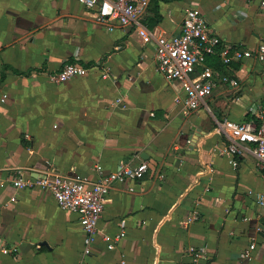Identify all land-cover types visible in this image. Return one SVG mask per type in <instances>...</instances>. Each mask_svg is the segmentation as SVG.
Here are the masks:
<instances>
[{
  "label": "crops",
  "instance_id": "obj_1",
  "mask_svg": "<svg viewBox=\"0 0 264 264\" xmlns=\"http://www.w3.org/2000/svg\"><path fill=\"white\" fill-rule=\"evenodd\" d=\"M192 7L227 43L264 42V0H152L145 25L179 34ZM67 62L88 74L51 81ZM235 63L240 87L216 89L212 113H186L134 28L110 30L80 0H0V264H264V172L247 144L234 165L217 125L260 121L264 62ZM144 161L142 178L111 189L89 253L79 213L48 188L13 182L54 170L94 181L97 165L109 173ZM123 230L110 248L104 235Z\"/></svg>",
  "mask_w": 264,
  "mask_h": 264
},
{
  "label": "built area",
  "instance_id": "obj_2",
  "mask_svg": "<svg viewBox=\"0 0 264 264\" xmlns=\"http://www.w3.org/2000/svg\"><path fill=\"white\" fill-rule=\"evenodd\" d=\"M88 8L96 11L97 19L108 24L114 30L116 24L132 27L155 48L158 71L169 81L179 85L180 94L176 102L183 110H198L204 107L212 113L208 103L214 91L220 87H240V79L235 74L232 64L245 59H256L264 62V42L254 48L242 47L227 43L216 32L199 8H188L179 34H156L145 25V14L152 0H80ZM210 56H218L225 68H217L208 63ZM89 68L77 63L67 62L57 71L49 73L55 83L65 82L75 76H84ZM103 79H109L108 72ZM121 98L118 102H121ZM260 121L234 120L226 118L218 120V130L225 135L230 144L226 153L232 156L234 165L238 164L236 156L243 151L244 145H250L251 151L264 172V110ZM146 161L136 167L121 166L115 171L106 173L101 165H97L98 179L91 181L78 173H61L51 171L42 177L26 176L23 172L13 182L17 189L29 186L48 188L59 205L79 213L85 232V252L91 251V244L96 239L99 222L104 214L109 193L116 183L126 179L142 178L148 170ZM257 201L264 204V189L257 195ZM16 196L12 200H16ZM197 210L189 216L192 221L198 218ZM126 235L125 230L118 235H104L108 246L113 248L117 241ZM256 242L251 243L245 256L251 258ZM195 259L202 257L196 249H192Z\"/></svg>",
  "mask_w": 264,
  "mask_h": 264
},
{
  "label": "trees",
  "instance_id": "obj_3",
  "mask_svg": "<svg viewBox=\"0 0 264 264\" xmlns=\"http://www.w3.org/2000/svg\"><path fill=\"white\" fill-rule=\"evenodd\" d=\"M208 63L210 65H212V66L217 67V68H221V69H224L225 68L224 64L220 61V58L218 56H210L208 58ZM232 67L235 68V69H237L238 68L237 63H233L232 64ZM1 82H2V79L0 81V84H1Z\"/></svg>",
  "mask_w": 264,
  "mask_h": 264
},
{
  "label": "water",
  "instance_id": "obj_4",
  "mask_svg": "<svg viewBox=\"0 0 264 264\" xmlns=\"http://www.w3.org/2000/svg\"><path fill=\"white\" fill-rule=\"evenodd\" d=\"M259 227H260V233L264 235V217L261 219Z\"/></svg>",
  "mask_w": 264,
  "mask_h": 264
}]
</instances>
